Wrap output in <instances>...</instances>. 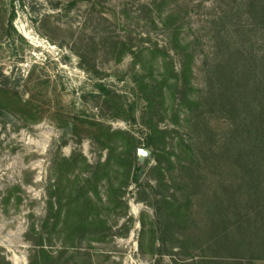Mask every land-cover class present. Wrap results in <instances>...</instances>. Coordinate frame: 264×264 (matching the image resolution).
<instances>
[{
	"label": "rangeland",
	"instance_id": "rangeland-1",
	"mask_svg": "<svg viewBox=\"0 0 264 264\" xmlns=\"http://www.w3.org/2000/svg\"><path fill=\"white\" fill-rule=\"evenodd\" d=\"M19 1L15 5L14 26L21 37L13 36L8 29L12 0H0V84L9 78L8 87L15 88L22 100L37 113L36 121H33L12 108L0 118V252L12 264H29L33 244L27 239V232L33 222L40 227L47 214L48 186L54 182L51 174L55 158L59 154L71 157L81 152L92 165L99 160L106 161L108 150H102L93 138L94 125L91 123L95 122L109 125L113 130L131 132L143 143L142 148L148 133L143 118H150L146 114L145 98L136 92V73L147 76L150 82L162 80L166 70L164 56L152 53L156 46L168 51V60L177 73L181 71L182 61L170 44L174 42H171V34L165 30L158 12H152L157 0H80L74 7L71 3L75 0ZM225 4L224 0H167L162 7L163 15L173 13L180 18L179 24L183 26L181 43H194L196 56L191 63L190 79L191 96L197 99H203L207 94L208 76L216 62L214 22ZM247 18H243V25L250 22ZM244 34L252 36V43H256L253 47L257 50L260 49L258 45L264 46V30L251 34L246 29ZM124 44L126 51L142 49L143 55L137 59L129 50L120 62L117 61ZM87 69L92 73L98 71L101 81L120 95L124 110L118 111L117 106L93 95L97 90L96 80ZM169 76L174 83V74L169 73ZM179 90L166 87L165 104L160 115L153 116V121H160L162 129L176 130L172 133L176 138L175 146L180 135L186 137L191 133L197 114L195 110V118L191 117L188 107L181 106ZM135 102L136 122L127 111ZM118 112L120 116H115ZM205 119L219 145L230 129L229 120L216 110L207 112ZM141 165L144 169L140 186L131 183L125 190L123 200L128 205L127 214H123L126 210L122 208L112 211L115 204L108 201L106 181L100 188L104 200L100 210L111 226L107 239L91 243L70 241L69 255L76 252L89 254L94 264H177L176 261L183 258V254L168 252L160 257L148 252L151 237L148 228L155 222L156 214L141 197L150 200L153 197V190L148 188V194H145L144 187L147 183L156 186L157 180L151 173L156 160L151 157ZM81 169L79 164L78 171ZM227 169L223 176L220 172L206 173L209 179L206 188H216L223 179L229 181L231 176ZM178 172L177 169L175 177ZM83 176H88V172ZM17 185L21 186V192L15 190ZM16 195L21 197L20 201ZM201 209L198 204L195 219L204 224L206 217ZM157 237L156 248H159V231ZM142 241L144 249L141 248ZM62 245L63 241L57 240L52 251H60ZM192 252L201 254L200 249ZM254 264H264V260Z\"/></svg>",
	"mask_w": 264,
	"mask_h": 264
},
{
	"label": "trees",
	"instance_id": "trees-1",
	"mask_svg": "<svg viewBox=\"0 0 264 264\" xmlns=\"http://www.w3.org/2000/svg\"><path fill=\"white\" fill-rule=\"evenodd\" d=\"M16 2L20 1L12 0L8 29L13 36H20L14 26ZM79 2L75 0L71 6ZM224 2L223 12L214 22L216 62L209 73L207 94L203 99L191 96V63L196 56L194 43H181L183 26L176 14L163 15L162 7L167 0L155 1L152 12H158L165 30L171 34L174 43L170 44L181 57V71L177 73L168 60V51L156 46L152 53L164 56L166 70L162 80L150 82L147 76L139 73L135 78L136 92L145 98L146 114L150 118H143L148 129L143 147L151 148L156 160V165L151 167L156 186L147 183L144 187L145 194H148V188L153 190V197L151 200L141 197L156 214L155 222L148 228L151 237L147 248L153 256L163 257L168 252L183 254L177 264H254L264 260V46L258 45L260 49L257 50L253 47L256 43H252V36L244 34L246 29L251 34L264 30V0ZM244 17L250 21H246V25L242 23ZM122 46L124 48L121 47L117 57L119 62L129 50L132 51L131 48L126 51V44ZM132 53L138 59L144 50ZM169 73L174 74V83ZM92 75L97 89L93 95L117 106L118 111L124 110L120 95L101 81L99 72L94 71ZM7 81L0 84V118L15 108L36 121L35 109L22 100L15 88L8 87ZM166 87L180 89L181 106L188 107L191 117L195 118L193 114L197 111L191 133L186 137L180 135L177 146L172 134L176 130L162 129L160 121H153V116L160 115L165 104ZM215 110L224 113L230 123V129L219 145L205 119L207 112ZM127 111L136 122L137 103ZM91 125H94L93 138L102 150H108L109 156L95 165L90 164L81 152L71 157L59 154L55 158L51 174L54 182L48 186L47 214L40 227L33 222L27 232V239L33 244L29 264H94L89 254L76 252L69 255V242H103L109 236L111 226L100 210L104 205L102 184L107 182L108 201L115 204L112 211L122 208L126 210L124 215L128 209L123 200L125 190L131 183L140 186L144 169L137 156L143 144L140 139L129 131L113 130L102 122ZM79 164L81 171H78ZM227 167L231 179L220 180L216 188L212 186L213 189L208 190L206 173L220 172L223 176ZM177 169L179 174L175 177ZM85 172L88 176H83ZM15 190L21 192V186L17 185ZM12 196L13 193L8 199ZM15 198L21 200L17 195ZM198 204L204 210V224L195 219ZM143 223L146 232V223ZM158 231L161 245L156 248ZM57 240H62L63 245L60 251L54 252L52 246ZM141 248H146L143 241ZM176 248L178 252L174 251ZM195 249H200L201 254L193 253ZM0 264L12 263L0 252Z\"/></svg>",
	"mask_w": 264,
	"mask_h": 264
},
{
	"label": "water",
	"instance_id": "water-1",
	"mask_svg": "<svg viewBox=\"0 0 264 264\" xmlns=\"http://www.w3.org/2000/svg\"><path fill=\"white\" fill-rule=\"evenodd\" d=\"M138 160L140 164H144L148 158L153 157V151L149 148H139L137 152Z\"/></svg>",
	"mask_w": 264,
	"mask_h": 264
}]
</instances>
